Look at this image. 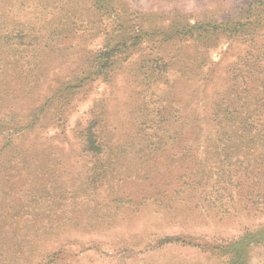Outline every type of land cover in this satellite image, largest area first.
I'll list each match as a JSON object with an SVG mask.
<instances>
[{
    "label": "rangeland",
    "instance_id": "1",
    "mask_svg": "<svg viewBox=\"0 0 264 264\" xmlns=\"http://www.w3.org/2000/svg\"><path fill=\"white\" fill-rule=\"evenodd\" d=\"M63 16L73 32L46 49ZM16 23L43 34L31 51ZM2 44L0 264H230L264 230V0H0ZM73 93L61 133L52 117ZM92 119L111 145L87 157ZM245 251L264 264V243Z\"/></svg>",
    "mask_w": 264,
    "mask_h": 264
},
{
    "label": "trees",
    "instance_id": "2",
    "mask_svg": "<svg viewBox=\"0 0 264 264\" xmlns=\"http://www.w3.org/2000/svg\"><path fill=\"white\" fill-rule=\"evenodd\" d=\"M45 4H46V2H45ZM63 9H65V8H63ZM63 9H62V11H63ZM63 18H64V16L60 20H58V23L56 21H50L47 23V21H46L47 25H45V26H47L46 28H47V35H48L47 40H46V45H45L46 49L52 46L51 44H49V42H54L56 40L55 36L57 35V33L66 32L67 34H71L73 32L74 26L71 25L72 24L71 16L67 17L65 20H63ZM11 22L15 23V22H17V20H14ZM8 24L10 25V23H8ZM56 25H59V26L64 25V26H66V28H62V29H60L61 30L60 31V30H57L58 28H56ZM12 28L15 29L14 36H16L18 38V40H19L18 44H19L20 48L22 49V51H25V52L31 51L33 41L39 39L38 34L43 35L40 32V30H38V31L35 30L36 27L30 26L29 24H22L21 26H18V23H16V25L15 26L13 25ZM66 38H67V36H64L61 40L63 41ZM117 39L118 38L113 39L114 41L107 43V48H110L108 50L109 53L107 54L108 59L104 63L103 67L100 68L101 72H105L104 73L105 79H107L109 77V73H112L113 71L115 72L116 68H117V67L115 68L116 59H117V51H116L117 48H115V47L116 46L119 47L122 44L121 40H117ZM3 46H4V44L0 45V47H3ZM166 66H168V64L156 65L153 67H149L148 68L149 71L147 72V75H148L147 78H149V77L158 78L159 76L164 74V72L167 70ZM6 71H7V69H6ZM249 74H250L249 77H252V73H249ZM254 78H255V74L253 75V79ZM258 80H259V76L256 77L255 81L257 82ZM3 84H4V82H3ZM0 86H2L1 83H0ZM67 89H68V87L66 88V90ZM62 92H63V90H62ZM73 96H74V93H73V95L69 94L67 96H63L64 97V99H63L64 103H62V105H60V108H59L60 112L57 113L56 115H53V117H52V120L57 119V120H59V122H61V123H58L59 127L61 126V128H62L61 133H64L66 131V125H65L66 119L61 115V113H63L64 111H66L70 107V103L72 102ZM145 106H146V104H145ZM29 116L31 117V120H29L26 123V125L28 127L36 126V122L39 119V115L37 113H35V115H32L30 113ZM98 125H99V122L96 119H92V121L90 123H87L82 128V130L80 131V145L82 147L81 153H83V155H85L87 157H94L98 152H101L103 150V148L110 147V145H111V143H110L111 141L109 139L105 138L104 143L100 139L101 137L99 136V132L96 131ZM28 127H26V128H28ZM260 135L261 134L256 133V136H260ZM180 140L182 141L183 139H180ZM7 145L8 144H5V147ZM33 145H36V144H33ZM38 151L39 150H36V149L34 150V149H31L30 147H24L23 146L22 148H18V150L16 148V156L19 157L20 159H22L23 161L29 162L30 160L32 161L34 159L41 157V153H40V151L39 152ZM107 159H108V157L106 158V160ZM157 161H160V159H156V161H154L155 166L157 165L156 164ZM142 162H143V160H142ZM166 164H167V166H171L172 163L169 161V162H166ZM105 172L100 169V170L96 171L95 174L99 177V179H101ZM94 179L95 178L88 181L87 184L83 188L89 189L91 184H93V182H95ZM34 185L39 186V187H38V189L33 188L31 190L33 193L35 191H38V193L36 195L41 194L43 192L45 193L47 187H45L46 184L44 181H42V179L35 180ZM39 192H41V193H39ZM56 214L60 218L59 213L57 212ZM35 215L37 216V214H35ZM95 216H97V214ZM81 217L85 218V215L84 214L78 215L77 220H79V219L81 220ZM50 221H52V219H50ZM174 240H176V239H172V237H170L169 235H165L161 238V242L164 241L166 243L174 242ZM245 241H249L248 244H246ZM251 243L255 244V245L264 243V230L258 231L257 233H254V234L247 236V237H245L239 241L234 242L232 245L234 248H236L238 246H240V247H239L238 251H234L233 253H230V257H231L230 258V264H246L248 262V259L246 257L245 247H246V245L248 246ZM243 248H244V250H243ZM48 255H49V257H51L54 255H57V253L53 252V253H50Z\"/></svg>",
    "mask_w": 264,
    "mask_h": 264
}]
</instances>
